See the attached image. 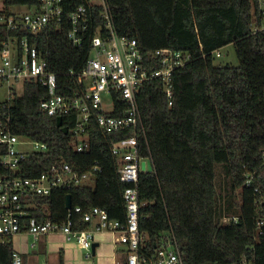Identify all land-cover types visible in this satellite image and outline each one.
<instances>
[{
    "label": "trees",
    "instance_id": "obj_1",
    "mask_svg": "<svg viewBox=\"0 0 264 264\" xmlns=\"http://www.w3.org/2000/svg\"><path fill=\"white\" fill-rule=\"evenodd\" d=\"M4 2L9 13L37 5V0ZM92 5L96 26L102 22L100 6ZM108 6L117 33L137 40L151 69L160 67L155 56L159 49L192 56L173 74L172 99L158 79L137 94L142 119L138 151L152 164L151 171L139 173L138 181L142 250L150 253L174 240L184 264L231 263L252 255L256 264H264V227L258 226L259 219L264 220V30L253 31L264 23L261 0H108ZM69 30L65 22L52 23L38 34H17L5 27L0 34L2 39L9 33L28 36L57 73L62 83L58 92L67 93L75 86L69 71L80 73L90 51L87 40L75 47ZM228 45L234 46L239 66L215 64L216 52ZM46 92L31 79L24 81L22 94L13 92L10 106L2 109L0 101L14 134L49 147L45 153L29 154L14 174L37 178L64 163L80 173L95 165L102 171L89 183L29 196L30 215L62 222L70 195L73 207H101L110 218L124 221L123 192L129 184L120 180L111 147L131 136L132 130L108 134L95 126L89 147L78 152L69 132L74 122L41 109ZM116 103L117 116L125 102ZM6 153V145L0 143V158ZM216 167L228 177L225 194L218 189ZM11 174L0 163V178ZM14 250L12 241L0 244V264H7Z\"/></svg>",
    "mask_w": 264,
    "mask_h": 264
},
{
    "label": "built area",
    "instance_id": "obj_2",
    "mask_svg": "<svg viewBox=\"0 0 264 264\" xmlns=\"http://www.w3.org/2000/svg\"><path fill=\"white\" fill-rule=\"evenodd\" d=\"M92 4L100 6L102 22L96 26L94 14L89 9ZM261 6L264 15V0H261ZM24 9L9 13L4 0H0V28L5 27L8 32L15 31L17 34L22 31L38 34L52 23L63 25L66 22L70 26L67 33L70 42L75 47H82L87 40L90 51L81 72L76 74L70 70L68 73L75 86L67 93H59L58 88H62V83L57 73L49 69L45 54L31 44L29 37L20 38L16 33H9L6 39H2L0 34L2 109L10 106L13 96L9 83L21 84L17 92L20 95L24 81L35 79L47 90L40 102L41 109L52 117L74 122L69 132L76 151L83 152L89 147L90 132L95 126L108 134L132 130L131 136L114 142L111 147L117 159L120 180L129 184L123 192L126 217L124 221L112 219L101 207L84 209L81 206L66 208L67 216L62 222L49 219L39 221L31 216L29 196H46L54 188L89 183L91 176L100 173L102 168L95 165L80 173L64 163L60 167L53 166L37 178L14 174L20 162L29 154L45 153L49 147L46 143L14 134L11 117L5 111H0V143L7 147V153L0 158V163L12 171L10 176L0 178V244L13 242L16 236L24 234L32 235L38 241L42 236L62 233L68 241H74L89 252L95 243L96 233L109 232L114 237V245L123 246L124 259L120 264H184L174 240H168L150 253L141 248L145 234L139 228L142 203L138 181L139 173L147 172L141 170L140 162L150 159L138 151V131L142 119L137 94L143 85L158 79L163 82L168 98L172 99L173 74L185 67L192 56L180 50L159 49L155 56L160 67L151 69L137 40L121 36L115 30L108 0H37V5ZM93 27L94 33L90 35ZM261 30H264V23L253 29L254 32ZM216 54H220V51ZM120 99L125 105L121 114L116 116V100ZM22 145H33L34 148L25 151L20 148ZM79 223H85L88 227L78 228ZM258 226L264 227V220L259 219ZM34 245L35 242L31 244L32 247ZM7 264H24L22 253L15 249ZM216 264L256 263L252 255L239 261Z\"/></svg>",
    "mask_w": 264,
    "mask_h": 264
},
{
    "label": "rangeland",
    "instance_id": "obj_3",
    "mask_svg": "<svg viewBox=\"0 0 264 264\" xmlns=\"http://www.w3.org/2000/svg\"><path fill=\"white\" fill-rule=\"evenodd\" d=\"M24 10V9H21ZM239 59L236 54L235 48L233 45H228L225 48L220 50V54H216L215 64L216 65H231V66H239ZM11 87L13 88V92H18V88L21 89V84L11 82ZM5 85V89H6ZM12 92V93H13ZM2 91L0 92L1 98ZM25 151L33 150V145H22L20 148ZM140 167L142 171H151L152 164L148 159L140 162ZM217 168V186L221 193L225 194L229 189V180L225 175L222 167ZM236 201L238 202V192L236 193ZM26 235V234H24ZM110 237L106 239V243L97 249L96 255H91L89 257L86 256V251L83 249H79L74 241H68L66 236L62 233H59L58 236H55L52 241V244L49 247V250L43 247V249L39 248V243L35 241L32 235L19 236L14 238L13 243L16 250L21 249L24 253L29 256V264H60V256L63 251L67 252L69 264H112L113 260V251L112 247L109 244ZM37 244L38 253H33L34 247L31 246L32 243ZM80 247V246H79ZM81 248V247H80ZM46 251L47 254H46ZM92 253V250L89 251ZM64 261V259H63Z\"/></svg>",
    "mask_w": 264,
    "mask_h": 264
},
{
    "label": "crops",
    "instance_id": "obj_4",
    "mask_svg": "<svg viewBox=\"0 0 264 264\" xmlns=\"http://www.w3.org/2000/svg\"><path fill=\"white\" fill-rule=\"evenodd\" d=\"M19 236H26V235H19ZM19 236H16V237H19ZM55 236H58V234H51V235L40 237V239L37 241L39 243V248L43 249V247H45L46 249L49 250V247L52 244L51 240H53ZM109 237H110L109 244L111 245L112 251H113V255H112V257H113L112 261L113 262H112V264H120L124 259L123 246L122 245H114V237L109 232H98V233H96V235H95L96 248H95V252H93V250H92L91 255H96L97 249L100 248L102 245H104L106 243V239ZM13 245H14V243H13ZM14 248H15V246H14ZM36 248H37V244L34 245L33 253H38V249H36ZM78 248L83 250L79 246H78ZM17 251L21 252L22 255L25 256V264H29V256L26 253H24L23 251H21V249H19ZM62 251H63L62 253H63V259H64L63 264H69L67 252L65 251V249L64 250L62 249ZM85 251L87 252L86 256L89 257L88 256L89 252L87 250H85ZM47 252L48 251H46V254H47ZM45 264H47V263H45Z\"/></svg>",
    "mask_w": 264,
    "mask_h": 264
},
{
    "label": "water",
    "instance_id": "obj_5",
    "mask_svg": "<svg viewBox=\"0 0 264 264\" xmlns=\"http://www.w3.org/2000/svg\"><path fill=\"white\" fill-rule=\"evenodd\" d=\"M71 207H72V200H71V196L68 195L67 200H66V208L69 209ZM95 248H96V243H94V245H93V248H92L93 252H95Z\"/></svg>",
    "mask_w": 264,
    "mask_h": 264
}]
</instances>
